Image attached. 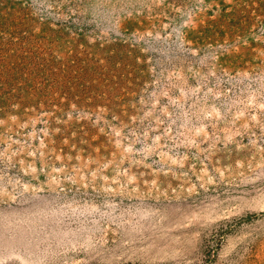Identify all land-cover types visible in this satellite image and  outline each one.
Instances as JSON below:
<instances>
[{
  "label": "rangeland",
  "instance_id": "rangeland-1",
  "mask_svg": "<svg viewBox=\"0 0 264 264\" xmlns=\"http://www.w3.org/2000/svg\"><path fill=\"white\" fill-rule=\"evenodd\" d=\"M0 264H264V0H0Z\"/></svg>",
  "mask_w": 264,
  "mask_h": 264
}]
</instances>
